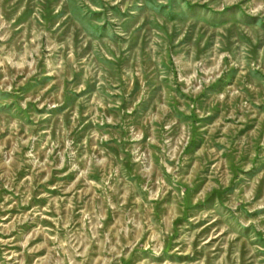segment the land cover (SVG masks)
I'll list each match as a JSON object with an SVG mask.
<instances>
[{
	"label": "rangeland",
	"instance_id": "374dc122",
	"mask_svg": "<svg viewBox=\"0 0 264 264\" xmlns=\"http://www.w3.org/2000/svg\"><path fill=\"white\" fill-rule=\"evenodd\" d=\"M0 264H264V0H0Z\"/></svg>",
	"mask_w": 264,
	"mask_h": 264
}]
</instances>
